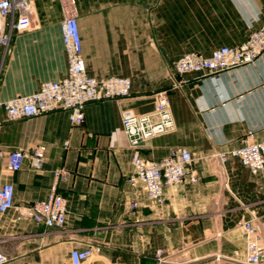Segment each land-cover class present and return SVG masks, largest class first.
<instances>
[{"label": "crops", "instance_id": "0c3cea01", "mask_svg": "<svg viewBox=\"0 0 264 264\" xmlns=\"http://www.w3.org/2000/svg\"><path fill=\"white\" fill-rule=\"evenodd\" d=\"M33 3V27L12 34L0 72V150L29 154L44 145L45 159L38 169L26 158L20 170L1 171L0 184L14 185L15 207L28 206L47 197L54 170L63 168L67 175L57 190L67 213L61 228L18 218L16 208L0 213L7 264H70V249L85 246L98 253L89 264H157L158 248L174 260L217 251L242 255L236 223L250 211L264 216V173L252 175L235 158L221 166L211 155L240 146L249 131L253 140L262 139L264 52L252 64L201 76L178 74L172 62L186 52L208 55L243 42L264 24V0H76L86 72L131 80L128 96L87 102L81 124H72L62 109L6 118L3 102L67 71L59 5ZM159 91L167 95L176 130L150 138L140 153L159 160L172 147H186L193 156L189 170L197 175L195 182L187 175L165 188L162 205L126 181L132 151L122 127L123 111H152Z\"/></svg>", "mask_w": 264, "mask_h": 264}, {"label": "built area", "instance_id": "2783aa9c", "mask_svg": "<svg viewBox=\"0 0 264 264\" xmlns=\"http://www.w3.org/2000/svg\"><path fill=\"white\" fill-rule=\"evenodd\" d=\"M54 1L58 3L62 14L60 29L67 61L66 74L58 80L41 82L38 89L30 94L3 102L9 121L62 109L68 112L72 124H81L87 102L122 98L130 94L129 77L112 75L97 79L86 72L76 19V0ZM33 2L34 0H0V47L3 48L0 72L4 57L9 52L12 34L22 33L33 27ZM263 52L264 24L251 30L240 44L221 45L208 55L196 51L186 52L172 62V68L178 74H214L252 64ZM122 127L132 151V172L126 181L133 188L142 187L152 203L164 204V189L180 185L187 175L191 182L197 180V175L189 170L193 156L186 147H172L167 156L159 160L146 159L140 153L141 145L150 138L176 130L171 105L164 91L156 93L154 108L150 112L123 111ZM252 137L253 132L249 131L240 146L227 152H216L211 158L216 159L221 166L230 158H235L247 167L252 175L263 174L264 135L260 140H253ZM45 148L44 145H37L29 154L17 149L6 153L0 150V172L12 173L20 170L26 158H29L33 168H40L45 159ZM66 175L65 169H55L47 197L22 207H15L14 185L10 182L0 184V213L16 208L18 218L30 217L47 228H61L65 223L67 200L57 188L58 182ZM130 206L137 208L138 201L133 200ZM236 225L244 237L242 255L235 250L229 255L213 253L180 262L172 259L173 255L164 248H158L153 260L157 264H264V216L250 211L249 216L240 218ZM94 251V246L71 248L70 264H83ZM8 262L9 256L0 247V264Z\"/></svg>", "mask_w": 264, "mask_h": 264}, {"label": "rangeland", "instance_id": "374dc122", "mask_svg": "<svg viewBox=\"0 0 264 264\" xmlns=\"http://www.w3.org/2000/svg\"><path fill=\"white\" fill-rule=\"evenodd\" d=\"M33 13H34V10H33ZM4 59H5V57H4ZM5 61V60H4ZM215 253H220V252H215ZM95 257H97L98 258V253L96 252V251H94V253L91 255V258H89V260H87L86 262H84L83 264H89V263H91V261H95L97 258H95ZM192 258H190V257H182L181 259H176L177 261H180V262H184V261H186V260H191Z\"/></svg>", "mask_w": 264, "mask_h": 264}, {"label": "bare ground", "instance_id": "6f19581e", "mask_svg": "<svg viewBox=\"0 0 264 264\" xmlns=\"http://www.w3.org/2000/svg\"><path fill=\"white\" fill-rule=\"evenodd\" d=\"M89 258H91V256H89ZM89 258L87 260H89Z\"/></svg>", "mask_w": 264, "mask_h": 264}]
</instances>
